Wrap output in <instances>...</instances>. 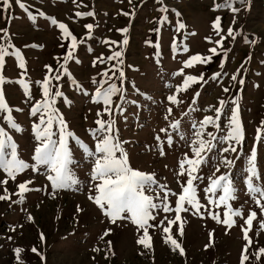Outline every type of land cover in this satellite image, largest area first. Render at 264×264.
I'll return each instance as SVG.
<instances>
[{
  "label": "rangeland",
  "instance_id": "1",
  "mask_svg": "<svg viewBox=\"0 0 264 264\" xmlns=\"http://www.w3.org/2000/svg\"><path fill=\"white\" fill-rule=\"evenodd\" d=\"M23 2L27 11L19 8L14 0L11 9L0 10V28H7L9 34L7 43L20 49L25 62V69H20L15 57L6 55V63L2 68L5 82L0 85L7 103L13 106L12 116L21 130L8 128L2 119L3 113H0V126L5 127L18 143L19 155L26 162H33L31 155L35 141L32 124L39 123V116L33 117L30 109L33 101L42 97L39 82L43 81L47 71L45 65L54 69L49 75H55V70H59V66L64 63L63 54L70 42L61 38L58 27L52 25L46 17H54L66 24L80 41L73 53L74 59L65 66L82 85L83 91L64 75L59 82L52 81L53 88L58 85L64 94L55 98L53 107L62 114L68 129L90 147H94L88 129L95 127L96 112L103 105L91 100L96 87L92 84V78L99 79L98 74L102 70L111 69L109 75L116 72L113 79L125 90L123 101L119 99V94L113 97L112 115L119 139L126 142L123 147L131 166L154 173L159 183L167 185L174 192L180 191L174 175L178 171L179 160L185 153L189 157L193 155L192 142L197 139L193 124L198 125L205 115L215 116L214 109L219 106V100L223 99L226 103L217 121L219 129L208 125L201 137L207 140L208 132L218 137L196 173L202 178L194 181L197 197L204 205L202 215L182 211L181 221L170 227L169 234L184 249L183 256L179 254V249L173 250L170 241L165 242L167 234L161 228H149L151 247L145 249L137 243L142 231L138 232L137 226L130 220L118 219L110 223L104 217L99 208L87 198L89 159L82 157V150L75 141L70 140L69 146L74 156L70 167L79 180L78 185L59 190L53 196L45 176L31 169L18 174L16 181H8L6 187L11 199L0 201V264H17L13 252L16 247L23 250V264H239L242 247L246 243L242 239L241 225L247 227L243 221L249 211H256L257 216L249 230L252 244L245 253L248 255L245 264H264V253L260 254L259 259L256 256L258 249L264 247V228L261 227L264 212L257 208L245 184L247 156L255 144L258 178L254 179V183L264 186V139H256L257 128H264L261 124L264 121V0H246L250 3L248 8L240 0H229L232 7L239 9L236 13L227 7L213 10L214 2L220 4L224 0H143V3L141 0H132L131 5L129 0H76L75 4L73 0ZM161 2L169 9L167 13L159 11ZM173 9L180 12L181 16L176 17ZM76 11H93L95 15L76 17ZM133 11V15H123V12ZM40 12L46 16H40ZM29 13L34 19H29ZM161 15H167V21H159ZM217 16L221 18V35L225 36L222 45L218 47V54L207 63L195 62L192 67L185 68L183 61L189 56L196 53L210 55L208 50L213 44L205 37L211 36L213 40L220 38L211 27ZM177 19L186 25L179 32L176 31ZM85 24L94 25L91 36L86 35L88 30L84 28ZM230 26L233 28L234 39L226 35ZM125 27L128 28L127 33L117 31ZM125 36L127 43L123 42ZM105 39L119 43L109 47L103 42ZM173 40L177 45L175 52L171 47ZM7 43L0 40V44L7 46ZM185 46L187 52L182 50ZM11 51L9 48L8 52ZM114 51L122 52L119 57L123 61L119 68L125 73L122 84L118 70L112 68L116 64L115 60H105L104 64L97 63L95 66L92 64L101 54L107 57ZM182 68V74H174ZM217 72L222 75L213 79V74ZM233 74L237 76L235 81L230 79ZM187 75H202L203 80L190 83L187 90L177 92V86L182 85ZM20 77L29 82L32 99L25 97L23 89L15 83ZM241 79L243 84L239 83ZM224 88L229 91L224 92ZM171 94L177 95L179 104L169 103L167 96ZM65 97L70 103H64ZM116 104L122 106L120 110L115 108ZM169 107L172 108L171 114L167 112ZM233 107L238 108L244 139L236 146L237 152L225 153L221 149L227 145L219 137L227 134ZM16 108L22 111H16ZM102 118L107 120L108 114L105 113ZM174 120L181 121L178 129L169 127ZM161 128H166L167 135L172 136L171 145L168 144L166 134L159 131ZM57 130L54 122L52 131ZM261 135L264 136V131ZM156 136H160L161 140L157 141ZM161 150L165 155H160ZM221 157L234 161L230 169L221 164ZM226 171L236 189V199L229 203L243 212L242 217H233L236 223L231 228L217 223L207 214L209 211L218 213L223 220V205L213 207L207 204V196L212 195L216 199L221 190L217 189L216 194L204 192L209 183L207 177L213 174L218 176ZM25 179H32L29 187L33 190L24 193L22 203H12L18 200L14 194L15 185ZM180 180L184 182L186 177ZM38 188L42 190H35ZM174 201L175 197L170 194V207H174ZM77 206L82 211L77 212ZM29 215L32 216L31 221L27 218ZM164 217L174 218V213L160 212L157 222ZM105 229H111V232L100 239ZM41 233L43 241L40 239ZM108 241L111 242V252H108ZM205 245H208L207 248ZM33 247L39 255L31 251ZM94 248L100 251H94ZM40 255H43V260Z\"/></svg>",
  "mask_w": 264,
  "mask_h": 264
},
{
  "label": "snow or ice",
  "instance_id": "2",
  "mask_svg": "<svg viewBox=\"0 0 264 264\" xmlns=\"http://www.w3.org/2000/svg\"><path fill=\"white\" fill-rule=\"evenodd\" d=\"M82 2V0H81ZM246 8L250 7V3H247L246 0H240ZM14 3L19 6V8L26 9V5L23 0H14ZM73 3H76V0H73ZM132 0H129L131 5ZM143 3V0H141ZM13 0H0V10L7 11L11 9ZM79 7V5H77ZM227 7L232 10L233 13L239 11V9L232 7V4L229 0H224L223 3H213V10ZM161 13H167L169 9L162 2L159 7ZM176 17H180L181 13L172 10ZM133 13L123 12V15L129 16ZM40 16H46L45 13L40 12ZM93 11H76V17L83 16H94ZM29 19H34V17L29 13ZM48 21L58 27L60 30V35L62 39H68L70 42L67 45V51L63 54L64 63L59 66V70H55V75L50 76L49 73H53L54 69L50 65H45L47 70L43 81L39 82L41 84L40 91L42 92L41 99L34 100L30 114L33 117L39 116V123L32 124L33 139L35 141L33 153L31 155L32 163L26 162L19 155V145L9 134L8 130L0 126V186L2 191H0V201H8L11 199L9 190L6 187L9 180L16 181L18 174L23 173L27 169H31L32 172L39 173L45 176L46 181L50 185L51 194L54 196L59 190H66L71 188L74 185L79 184L78 178L75 176L73 169L70 165L73 164L74 156L72 150L69 146V141H75V144L82 150V157H87L90 162V169L88 173V200L93 202L99 210L102 212L104 217L110 222L115 223L118 219L130 220L132 224L137 226V231L142 234L137 240L138 244L144 246L145 249L151 247V237L149 235V228L157 227L161 228L162 232L167 234L164 237L165 242L171 243L173 250L179 249V254L184 255V249L181 247L180 243L176 239H173L170 233V227L173 223L181 221V212L182 211H193L194 214L202 215L201 209L204 207L197 197V186L194 184V181L200 180L202 177L197 175V171L205 160L207 152L213 148V141L218 139L212 132H208V139L205 140L202 137V134L205 128L208 125H212L214 128L219 129V124L217 121L220 120V115L225 105L226 101L223 99L219 100V106L215 107V116L205 115L198 125L193 124L195 128L194 135L197 137L196 140L192 142L191 152L192 156L189 157L187 153L183 155V158L178 162V171L174 173L176 177L177 185L180 191L174 192L165 184H161L155 178L154 173H147L139 169H135L131 166L128 154L123 147L126 143L119 139L118 130L114 128L115 120L113 118V97L119 94V99L124 100V88L118 86L117 81L113 79L117 75L116 72H112L109 75L111 69H104L101 73L98 74L99 79L95 77L92 78V84L95 85L94 95L91 96V100L94 103H102V109H98L96 112L97 119L94 121L95 127L88 129L89 135L94 141V147H90L87 143L81 140L74 132L68 129L67 123L65 122L62 114L59 113L58 109L53 107L55 104L56 97H62L64 94L59 89L57 85L55 88L52 86V81L59 82L61 76L64 75L71 81V83L81 91H83L82 85H80L68 71V68L65 66L68 61L73 60V53L75 52L78 43L77 37L69 30L68 26L63 22L57 21L54 17H46ZM167 15H161L159 21H167ZM235 22V16H233V23ZM93 24H85L84 28L88 30L86 35L91 36L93 29ZM186 27L185 23L177 19L176 20V31L179 32L181 29ZM211 27L214 30L215 34L220 38L213 40L211 36L205 37L206 40L213 44L208 52L210 55L202 56L199 53L193 54L188 57V59L183 61L184 67L189 68L194 65L195 62L207 63L213 56L218 54V47L222 45V41L225 39L224 35H221V18L219 16L211 23ZM121 33H127L128 28L117 29ZM0 40H5L7 43L8 30L7 28H0ZM227 36L233 35V28L230 26L227 29ZM109 47L112 45L118 44L117 41H108L105 39L103 41ZM124 43H127V36L124 37ZM255 43V41H252ZM35 46V45H34ZM63 47V45H61ZM27 47V45H25ZM173 52L177 50V45L175 40L171 44ZM11 48V53L8 52V49ZM184 52H187L188 49L185 46L182 49ZM12 55L17 61V66L20 69H25V62L22 58L20 49H17L11 43L0 44V85L5 82V79L2 75V68L5 61L6 55ZM121 51H114L111 55L104 57L103 54L96 57L92 64L95 66L97 63L104 64L105 60L107 61H116V64L112 65L113 69L118 70V77L120 83H123L125 73L123 69L119 68V65L123 63L119 59L121 57ZM227 55V52L224 53ZM79 63V61H76ZM221 67H223V61L221 62ZM184 69H179L177 73L182 74ZM222 73L217 72L213 74V79L221 76ZM231 80H237V76L233 74L230 77ZM203 76L196 75H187L183 79L182 85H178L176 88L177 92L182 90H187L190 83H196L202 81ZM243 79L239 83L243 84ZM23 89V94L25 97L32 99V93L29 88V82L20 77L15 81ZM139 91V90H137ZM224 92H228V88L223 89ZM195 95H198L195 94ZM195 95L193 96V101H195ZM167 100L170 104H179L180 101L177 99L176 94H171L167 96ZM64 103L68 104L70 101L65 97ZM235 104V101H233ZM120 104H116L115 108L117 110L121 109ZM16 111H22L20 108H16ZM13 106H10L5 98L2 87H0V113H3V121L7 124L8 128L15 131H20L21 126L15 121L12 116ZM167 112L171 114L172 108L169 107ZM107 113L108 119H103V115ZM167 119V117H165ZM57 125V132H53V123ZM181 121L174 120L169 127L173 129H178ZM261 124L264 125V121H261ZM161 133H165L167 136L168 144L172 143V136L167 135V129L161 128L159 130ZM264 128H257L256 139H264V136L261 135ZM57 138L54 139L53 137ZM157 141L161 140L160 136H156ZM226 143V147L222 148V152H237V145L241 144L244 139V132L242 124L238 117V108L233 107L231 118L229 120L227 134L219 137ZM118 153V155H117ZM160 155L163 156L165 153L163 150L160 151ZM257 149L255 144L250 149V153L247 156V178L245 184L247 186L249 194L252 196L257 208L261 212H264V186H259L254 183V179L258 178L257 172ZM221 164L224 165L226 169H230L234 164V161L228 159L227 157H221ZM187 165V167H185ZM43 169V171H41ZM216 171H219V166H217ZM186 177V181L181 182L180 178ZM209 183L204 189L205 194H216L217 189H220L218 198L213 199L212 195L207 196V204L212 205L213 207H219L223 205V220L220 219L219 214L209 211L207 214L211 216L213 220L217 223H223L227 227L231 228L233 224L236 223V220L233 217H242L243 212L239 208H233L229 203L230 200L236 199L234 193L236 189L233 186L231 179L229 178L228 172L221 173L220 175L207 177ZM32 184V179H25L22 182H19L15 185L16 192L15 195L18 196V200H13L12 203H22L24 201V193L29 192L33 189L29 187ZM37 191L42 189H35ZM163 192V195L160 193ZM175 197L174 207L169 206V195ZM190 206V207H186ZM77 212L82 211V209L77 206ZM160 212L164 213H174V218L164 217L157 222V216ZM257 216L256 211H249L246 218L243 221L244 225H241L242 229V239L244 243L240 255L239 264H245V261L248 259L247 250L252 244V240L249 236V230L252 227L254 218ZM28 220H32V216L29 215ZM165 220L167 221V226H165ZM152 221L153 223H149ZM261 227L264 228V221H261ZM14 230V228L12 229ZM111 232V229H105L104 232L99 237L103 239L104 236L108 235ZM182 234V232H181ZM212 233H209V238L211 240ZM10 240L11 237H8ZM40 239L43 241L44 236L41 233ZM208 245H205L207 248ZM108 252H111V242H107ZM94 251H100L99 248H94ZM22 249L16 247L13 249L15 254V259L17 264H23L21 259ZM32 252L37 253V249L33 247ZM264 253V247H261L256 252L257 259H259L260 254ZM39 255V253H37ZM107 252L105 256H107ZM40 259L43 260V255H40Z\"/></svg>",
  "mask_w": 264,
  "mask_h": 264
}]
</instances>
